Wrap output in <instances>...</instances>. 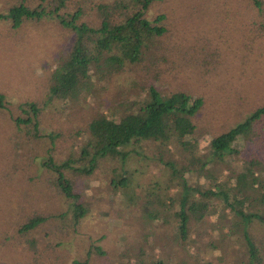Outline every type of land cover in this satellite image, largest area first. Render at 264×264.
<instances>
[{
	"label": "rangeland",
	"instance_id": "374dc122",
	"mask_svg": "<svg viewBox=\"0 0 264 264\" xmlns=\"http://www.w3.org/2000/svg\"><path fill=\"white\" fill-rule=\"evenodd\" d=\"M23 1L0 0V15ZM79 2L85 11L83 20L97 24L98 5L112 0H74L70 7ZM160 15L166 17L162 24L167 32L152 45L153 57L148 54L146 60L149 67L131 66L112 78L106 90L99 85L96 95L79 102L50 98L52 73L68 56L73 32L52 16L25 20L18 29L0 17V95L9 104L0 109V264H74L88 255L89 264L136 263L131 250L138 233H146L149 246H156L147 251L153 252L152 258L175 259L180 264H216L222 259L217 251L208 254L210 231L204 239L198 238L200 250L193 245L188 251L192 258L187 261L181 248L165 238L175 225L155 223L147 228L135 223L129 210L119 219L115 210L127 202L117 203L122 196L108 193L98 171L89 181L78 180L89 185L87 191L80 187L89 213L75 225L71 203L53 186L52 172L43 167L51 156L60 164L79 155L86 138L81 133L94 116L115 112L121 101L133 100L142 87L154 86L164 95L185 91L203 97L205 105L195 118L203 146L264 106V8L250 0H157L147 16L152 20ZM213 70L217 76L208 75ZM247 76L252 80L240 79ZM229 79L235 81L231 86ZM25 103L41 108L40 137L27 123L17 125L20 117L28 120L29 115L18 108ZM256 129L260 133L256 146L248 148L244 140L238 145L264 158V118ZM49 134L57 138L52 141ZM139 150L142 156L132 154L125 162L113 160L102 168L129 171L135 189L144 197L146 188L168 175L160 168V149L147 143ZM37 214L47 221L22 233V226ZM230 245L235 250L234 242Z\"/></svg>",
	"mask_w": 264,
	"mask_h": 264
},
{
	"label": "trees",
	"instance_id": "16d2710c",
	"mask_svg": "<svg viewBox=\"0 0 264 264\" xmlns=\"http://www.w3.org/2000/svg\"><path fill=\"white\" fill-rule=\"evenodd\" d=\"M72 1L24 0L0 15L11 21L15 29L25 20L52 16L73 32L68 56L52 73L51 99L79 102L106 90L112 78L121 76L131 66L149 67L146 60L150 55L153 57L152 45L167 32L162 24L164 15L152 20L147 16L157 0H112L98 5L97 24L83 20L85 11L81 2L72 8ZM250 1L264 8V0ZM155 61L152 63L156 67ZM214 71L208 75L217 76ZM231 79L229 86L235 82ZM8 105L0 95V109ZM204 105L203 97H193L185 91L164 95L154 86L142 87L133 100L121 101L115 112H99L94 116L81 133L86 138L79 155H71L60 164L52 156L47 158L43 167L52 172L53 186L71 203L74 224L78 225L89 213L80 188L87 191L89 185L83 180L89 181L98 171L108 193L122 196L117 203L127 202L126 207L115 210L118 218H125L129 210L134 222L147 228L155 223L175 225L165 238L181 248L183 259L191 260L188 251L193 245L200 250L198 238L204 239L210 231L213 238L208 243V254L217 251L222 257L216 264H264V158L248 151L260 139L256 125L264 118V106L227 131L212 136L209 144L203 146L195 118ZM18 108L29 117L27 121L20 117L17 125L27 123L40 137L38 104L25 103ZM48 136L52 141L57 138L56 134ZM239 140L249 146L247 151L240 148ZM147 143L160 149V168L168 176L146 188L147 194L142 197L129 171L119 173L117 169L102 167L113 160L125 162L132 154L142 156L139 148ZM46 221L42 215H34L21 232L33 231ZM154 234L159 237L156 230ZM136 242L131 250L136 263L130 260L131 264H180L175 259L168 258L167 262L161 257L152 258L153 252L147 251H154L156 246H149L146 233H138ZM230 242H234L235 250L230 249ZM89 258L90 255L74 264H89Z\"/></svg>",
	"mask_w": 264,
	"mask_h": 264
}]
</instances>
